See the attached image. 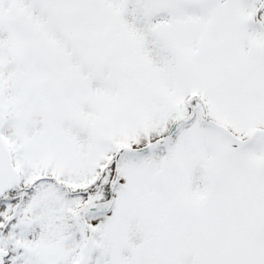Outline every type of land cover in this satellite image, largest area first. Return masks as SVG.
<instances>
[{"label": "snow or ice", "instance_id": "snow-or-ice-1", "mask_svg": "<svg viewBox=\"0 0 264 264\" xmlns=\"http://www.w3.org/2000/svg\"><path fill=\"white\" fill-rule=\"evenodd\" d=\"M0 264H264V0H0Z\"/></svg>", "mask_w": 264, "mask_h": 264}]
</instances>
